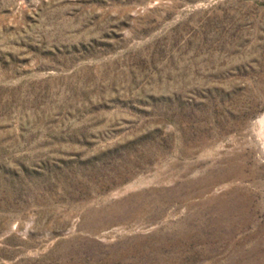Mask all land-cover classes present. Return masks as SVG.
Returning <instances> with one entry per match:
<instances>
[{
  "label": "rangeland",
  "instance_id": "obj_1",
  "mask_svg": "<svg viewBox=\"0 0 264 264\" xmlns=\"http://www.w3.org/2000/svg\"><path fill=\"white\" fill-rule=\"evenodd\" d=\"M264 0H0V264H264Z\"/></svg>",
  "mask_w": 264,
  "mask_h": 264
},
{
  "label": "bare ground",
  "instance_id": "obj_2",
  "mask_svg": "<svg viewBox=\"0 0 264 264\" xmlns=\"http://www.w3.org/2000/svg\"><path fill=\"white\" fill-rule=\"evenodd\" d=\"M264 124V123H263Z\"/></svg>",
  "mask_w": 264,
  "mask_h": 264
}]
</instances>
